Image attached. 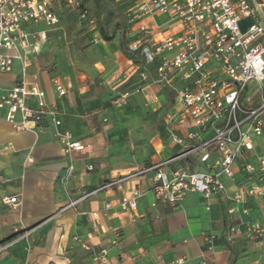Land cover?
<instances>
[{"label":"crops","instance_id":"0c3cea01","mask_svg":"<svg viewBox=\"0 0 264 264\" xmlns=\"http://www.w3.org/2000/svg\"><path fill=\"white\" fill-rule=\"evenodd\" d=\"M119 2L128 32L111 41H98L100 34L95 32V48L79 50L76 63L63 60L58 67L46 63L49 27L43 22L25 26L29 48L0 51L12 57L11 70L0 72V96L22 79L25 67V82L39 85L45 104L56 109L60 121L58 128L46 117L16 129L0 120V264H99L94 256L102 250L107 251L108 264H174L178 259L182 264H264L260 242L247 238L242 224L264 220V197L246 198L239 212L226 213L232 206L226 197L238 188L261 185L240 170L242 159L236 160L234 178L224 181L225 192L208 202L197 193H187L175 207L155 198L153 173L143 171L178 155L182 148L166 131L165 122L174 110L172 92L154 83L156 65L146 64L130 47L143 46L149 38L157 43L180 35L182 27L158 14L131 22L137 3ZM64 8L75 10L54 4L58 21ZM143 26L151 29L149 37L140 33ZM121 40L138 62L122 52ZM55 81L66 91L64 96H58ZM124 95L125 104L116 107L114 101ZM245 96L250 100L244 101L246 107L259 106L254 84ZM158 123L165 139L156 132ZM172 129L183 138L190 131L177 123ZM56 130L68 132L70 141L88 148L67 152L55 137ZM261 143L262 139L254 140V152L245 155L246 162L255 163ZM196 160L192 156L161 170L185 163L196 168ZM124 177L128 178L120 189L107 187ZM133 191L140 194L136 209L122 211L121 199ZM11 197L17 198L15 206L4 203ZM243 208L248 209L246 215ZM88 213H96V220ZM230 227L239 231L230 233ZM208 234L215 237L211 248Z\"/></svg>","mask_w":264,"mask_h":264},{"label":"built area","instance_id":"2783aa9c","mask_svg":"<svg viewBox=\"0 0 264 264\" xmlns=\"http://www.w3.org/2000/svg\"><path fill=\"white\" fill-rule=\"evenodd\" d=\"M82 0H0V51L12 52L30 47L25 26L43 22L50 27L58 22L54 4H64L78 10L83 21H90L87 11H81ZM137 3L130 16L134 19L163 15L182 27L177 36H170L155 43L151 38L143 46L134 43L131 52H139L146 64H155L154 83L165 86L173 94V111L167 119L166 131L171 141L182 151L171 159L146 168L153 173L155 198L177 206L187 193H197L208 202L225 192L224 181L235 176L233 164L243 162L240 170L249 180L261 185L238 188L226 199L232 203L228 215L239 212L238 207L249 197H264V0H119ZM146 37L151 29L141 27ZM12 57L0 53V72H9ZM22 79L0 96V120L8 121L16 129L27 124L39 123L48 117L55 128L60 126L55 108L44 102V92L38 84ZM141 79H147L145 74ZM254 84L260 94L257 108L246 107L250 100L245 96L247 88ZM59 97L66 94L63 87L54 82ZM139 91V89H137ZM126 95L114 101L116 107L125 104ZM33 101V105H31ZM187 126L190 131L180 137L172 125ZM210 132L202 138L201 133ZM55 137L63 142L67 152H83L88 146L70 141L68 132L55 131ZM262 139L261 153L254 164L245 161V155L254 152V140ZM196 156V168L188 163L163 172L161 167L185 161ZM73 167H69L68 175ZM132 175H129L130 177ZM111 182L107 187L120 185L128 178ZM138 191L125 195L120 202L122 211H134ZM15 206L16 197L4 201ZM110 206L106 205V209ZM209 210V206H206ZM248 209L241 213L246 215ZM96 220V213L87 214ZM264 215V207H263ZM243 234L260 242L264 254V220L242 223ZM230 227L229 232H238ZM214 235H206L212 247ZM94 261L108 264L107 251L102 250ZM178 259L174 264H182Z\"/></svg>","mask_w":264,"mask_h":264},{"label":"rangeland","instance_id":"374dc122","mask_svg":"<svg viewBox=\"0 0 264 264\" xmlns=\"http://www.w3.org/2000/svg\"><path fill=\"white\" fill-rule=\"evenodd\" d=\"M83 9L87 11L90 21H83L78 10L64 8L59 13V21L46 29V51L44 52L46 63L58 67L63 60L66 63L74 62L80 58L79 50H91L95 48L94 33L105 23L107 33H127L128 26L124 17V5L118 0H84ZM83 11V10H82ZM127 36V35H126ZM103 41L102 36L97 38ZM128 42V38H125ZM46 67V64L45 66ZM252 94V93H251ZM236 162L233 164L235 167ZM3 244L0 243V249Z\"/></svg>","mask_w":264,"mask_h":264},{"label":"trees","instance_id":"16d2710c","mask_svg":"<svg viewBox=\"0 0 264 264\" xmlns=\"http://www.w3.org/2000/svg\"><path fill=\"white\" fill-rule=\"evenodd\" d=\"M83 2L84 0L81 1V5H80V10L82 11H86L83 9ZM98 32L99 34L102 36L103 40L104 41H111L113 38H114V33H107V30H106V26H105V23L102 22L101 25H100V29H98ZM123 34V33H121ZM120 48L122 50V52L130 59V60H133L135 62H138V58L134 57L131 53L128 52V50L126 49L123 41L121 40L120 41ZM156 132L157 134L162 138V139H165L166 138V133H165V130H164V127L162 125H160L159 123L156 124Z\"/></svg>","mask_w":264,"mask_h":264}]
</instances>
